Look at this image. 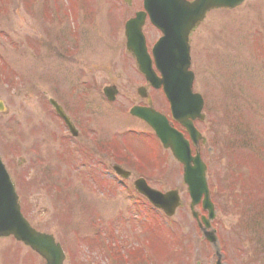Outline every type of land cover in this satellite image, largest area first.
I'll return each mask as SVG.
<instances>
[{
    "label": "rangeland",
    "instance_id": "1",
    "mask_svg": "<svg viewBox=\"0 0 264 264\" xmlns=\"http://www.w3.org/2000/svg\"><path fill=\"white\" fill-rule=\"evenodd\" d=\"M77 8L78 22L71 24L67 12ZM139 10L141 0H130V5L123 0H0V158L15 185L22 216L37 231L55 237L66 254L64 264H101L97 251L88 249L92 238L101 240L103 234L89 207L97 208L99 222L120 229L124 241L135 247L145 238L142 220H135L121 191L102 200L93 197L89 206L85 196L75 197L76 177H67L65 186L63 150L53 140L64 128L48 99L68 116L91 114L96 129L108 131L110 166L118 158V146L129 139L142 161L138 165L151 167L147 140L155 151V172L135 169L134 176L145 177L161 192L177 190L182 202L170 220L155 214L167 224H161L162 238L172 250L159 260L215 264V251L190 217L181 166L128 114L140 103L136 89L142 79L125 51L123 28ZM144 34L148 45L158 36L148 22ZM190 54L193 92L204 102V121L195 128L206 144L198 151L217 213L222 264H264V0L209 13L191 36ZM109 85L118 91L113 103L102 94ZM147 94L153 108L168 116L162 93L147 89ZM130 131L147 135L140 139ZM49 134L52 138L46 137L43 146L41 140ZM46 179H56L52 182L64 186L67 196L53 197L48 189L57 188L41 181ZM124 216L134 221L135 232H129L132 224L124 223ZM0 264L42 260L9 238L0 239Z\"/></svg>",
    "mask_w": 264,
    "mask_h": 264
},
{
    "label": "water",
    "instance_id": "2",
    "mask_svg": "<svg viewBox=\"0 0 264 264\" xmlns=\"http://www.w3.org/2000/svg\"><path fill=\"white\" fill-rule=\"evenodd\" d=\"M243 1L194 0L188 3L185 0H144L150 21L164 35L152 51L154 65L161 79H157L153 74L150 59L143 46L140 29L145 15L138 14L135 19L126 24V48L134 55L139 71L154 88L158 89L162 86L173 119L187 130L194 141L199 138V135L190 121L196 118L202 119L200 116L202 100L198 95L191 93L193 75L188 71L190 57L187 38L210 10L233 9ZM111 91L108 92V89H105L104 93L108 100L113 101L115 92L112 89ZM50 103L56 112L63 116L59 108L52 101ZM131 114L146 122L155 132L162 146L170 150L174 159L183 165V181L192 199L191 207L204 195L203 206L209 210V217L212 218L205 181V166L199 156L191 157L188 143L169 127L164 117L153 110L134 108ZM138 189L168 216H171L179 205L176 192L162 195L149 191L144 185H139ZM8 236H13L16 241L29 247L44 260L45 264H63L64 255L52 237L31 229L21 216L17 197L0 161V237Z\"/></svg>",
    "mask_w": 264,
    "mask_h": 264
},
{
    "label": "flooded vegetation",
    "instance_id": "3",
    "mask_svg": "<svg viewBox=\"0 0 264 264\" xmlns=\"http://www.w3.org/2000/svg\"><path fill=\"white\" fill-rule=\"evenodd\" d=\"M142 79V78H141ZM142 85L145 87H142V90H139L138 87L136 89L137 97L140 99V103L137 106L146 107L149 106V100L146 101L145 98H142L140 95L147 97V89L149 86L145 83V81L142 79ZM150 89V88H149ZM142 92V93H141ZM140 94V95H139ZM142 101V102H141ZM69 121L74 129V134L68 135L66 134L68 129L66 130V125L62 121L61 118L56 116V119L59 120L61 126L64 128V131L62 133L60 132L59 136L56 138H53L54 142L60 145L61 150H63V156H64V162L63 159H60V161L63 164V168H65L64 171V177L63 183H65V186H67V179L70 177H76L75 180L77 181L75 184V197H84L87 199L88 202L93 197H97L98 199H104L107 196H115L116 192L121 191L125 195L131 194L135 195L138 198H140L143 202H141L142 209L144 213L147 214H157L158 211L156 209L151 208L149 203L142 197H140L136 191L133 188V184L138 180V177L134 176L135 169H139L141 171V167L138 165L137 158L129 152H125V149H122L121 154H119V159L122 162L121 164H115L113 163L112 166L109 165L110 161V138L108 131L105 130H98L94 126V123L92 121V115L89 114L85 116L81 115H70ZM46 134V132H45ZM46 137H48L51 140V135L49 136L44 135L42 138V145L46 146L48 143V140H46ZM42 166V165H41ZM113 166H119L123 169L127 170L130 173V177L127 179H118V178H112L111 181L107 179L111 172V168ZM135 167V168H134ZM62 168V169H63ZM147 170H151V167H147ZM155 169V168H154ZM153 170V169H152ZM59 172V171H57ZM154 172V170H153ZM73 174V175H72ZM46 175V174H45ZM69 177V178H67ZM67 178V179H66ZM28 181H33L32 178H27ZM61 180V179H60ZM30 181V182H31ZM43 182H49V185L47 186H54L57 189L49 188V193L53 195V197L58 198L60 197V193L63 192L64 186H60L59 188L57 183H53L52 181H56V179H46L41 180ZM62 181V180H61ZM147 185L152 188V183L150 180L148 181L145 179ZM114 183V184H111ZM69 184V183H68ZM56 191V193H55ZM85 192V195H82L81 193ZM58 194V195H57ZM89 195V197H87ZM90 198V199H89ZM92 203V202H90ZM199 209V207H197ZM97 208L95 207V210ZM132 212H134V209L132 208ZM92 214L93 211L89 212V214ZM96 213L99 214L98 211ZM202 216H205V213L198 214V219L202 218ZM217 220V213L215 214V219L211 223V227L215 231V234L218 233L217 229V223H214ZM196 224V228H198V220H194ZM151 227H157V221L154 216H152L150 220ZM164 247H166V250H168L169 243L163 244ZM149 254L150 258H144V256L147 254L146 250H141L139 247L131 246L130 244H127V246L123 249H120L121 256L117 259H114L115 253H111L110 250L106 246L102 248V253H98L97 255V261H101L102 264H108L109 262H113V264H158L157 259L155 258L156 249L150 245ZM105 248V250H104ZM100 254V255H99ZM165 263V262H164ZM165 264H189L188 259H181V260H175L171 263H165Z\"/></svg>",
    "mask_w": 264,
    "mask_h": 264
}]
</instances>
